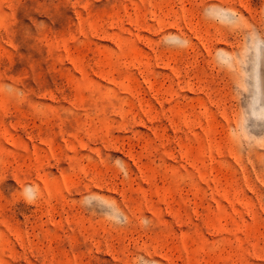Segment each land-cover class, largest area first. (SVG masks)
Here are the masks:
<instances>
[{"label": "rangeland", "instance_id": "obj_1", "mask_svg": "<svg viewBox=\"0 0 264 264\" xmlns=\"http://www.w3.org/2000/svg\"><path fill=\"white\" fill-rule=\"evenodd\" d=\"M0 264H264V0H0Z\"/></svg>", "mask_w": 264, "mask_h": 264}]
</instances>
